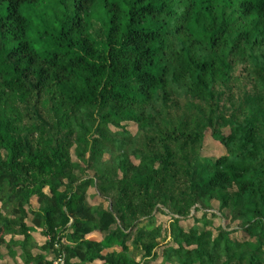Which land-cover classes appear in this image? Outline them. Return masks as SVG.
<instances>
[{
  "label": "trees",
  "instance_id": "16d2710c",
  "mask_svg": "<svg viewBox=\"0 0 264 264\" xmlns=\"http://www.w3.org/2000/svg\"><path fill=\"white\" fill-rule=\"evenodd\" d=\"M55 2L42 58L21 11L41 0H0V259L264 264V0ZM214 202L244 241L209 228Z\"/></svg>",
  "mask_w": 264,
  "mask_h": 264
},
{
  "label": "clouds",
  "instance_id": "9594fccd",
  "mask_svg": "<svg viewBox=\"0 0 264 264\" xmlns=\"http://www.w3.org/2000/svg\"><path fill=\"white\" fill-rule=\"evenodd\" d=\"M97 7L100 8L101 13H103L102 5L98 4ZM21 11L22 14L28 18L27 40L30 42L31 48L42 58L45 56L46 52L61 51L56 47L52 39L53 36L59 37L62 27L61 22L64 18V9L59 3L55 2V0H41L37 8L32 9L25 5ZM43 13H47V15L44 16ZM57 13L59 16H57ZM93 16L99 19L95 16V10L93 11ZM104 19L107 20L106 15H104ZM45 31H47L49 35L44 36ZM73 54L79 53L77 50H73ZM84 112L85 109L81 108L80 113Z\"/></svg>",
  "mask_w": 264,
  "mask_h": 264
},
{
  "label": "rangeland",
  "instance_id": "374dc122",
  "mask_svg": "<svg viewBox=\"0 0 264 264\" xmlns=\"http://www.w3.org/2000/svg\"><path fill=\"white\" fill-rule=\"evenodd\" d=\"M240 73L239 70H237V75ZM124 126L126 129L135 135L137 133V126L133 123H125ZM226 155V150L223 146H221L219 143L212 140L211 137H206L203 143V149L201 152V157L203 159H218L222 156ZM48 192V190H47ZM94 190L90 189L88 191V204L90 206H95L96 204L99 205L101 202L94 200L91 198L94 195ZM102 204V203H101ZM213 216L209 217V220L211 222L210 229L213 231H216L220 227L223 228H229L230 231H233L232 237L237 241H244L245 240V234L242 231H238L236 224L231 220V217L227 211L220 212L219 206L216 202L213 203ZM193 217L201 218V213H193L190 219L188 220V225L192 226L194 225ZM157 219V225L161 226L163 229L162 235L164 242L163 244L156 250L157 254L161 253L162 246L166 242H170L171 238L169 237V224L171 222L170 218L166 215H163L161 213H157L156 215ZM131 251L136 256L137 260L140 261L142 258V252L139 250H135L133 246H131ZM52 259V258H51Z\"/></svg>",
  "mask_w": 264,
  "mask_h": 264
},
{
  "label": "crops",
  "instance_id": "0c3cea01",
  "mask_svg": "<svg viewBox=\"0 0 264 264\" xmlns=\"http://www.w3.org/2000/svg\"><path fill=\"white\" fill-rule=\"evenodd\" d=\"M95 192V191H94ZM93 198L94 200L96 201H100L101 200L99 198L96 197L95 193L94 195L91 197ZM97 205V204H96ZM31 236L34 240V242L39 246H43L45 245L47 242H48V238H46L43 234V231L41 229H35L31 232ZM97 236H92V238H96ZM5 240L7 242H9L10 240H15V241H22L23 240V237L22 236H15V237H12V235H8L5 237ZM132 249V248H131ZM2 258L0 259V264H25V260H23V258H20L19 256H17L15 259L13 258H10L8 255H7V252L6 250H4L2 252ZM39 251H34V255L38 254ZM52 256H50L48 259L51 260Z\"/></svg>",
  "mask_w": 264,
  "mask_h": 264
},
{
  "label": "built area",
  "instance_id": "2783aa9c",
  "mask_svg": "<svg viewBox=\"0 0 264 264\" xmlns=\"http://www.w3.org/2000/svg\"><path fill=\"white\" fill-rule=\"evenodd\" d=\"M54 264H64V261L62 258H59V259L54 261Z\"/></svg>",
  "mask_w": 264,
  "mask_h": 264
}]
</instances>
